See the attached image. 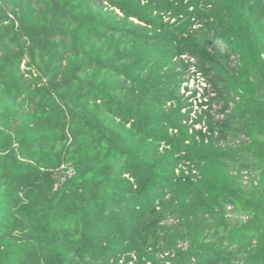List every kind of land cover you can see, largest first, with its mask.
Wrapping results in <instances>:
<instances>
[{
  "label": "trees",
  "instance_id": "16d2710c",
  "mask_svg": "<svg viewBox=\"0 0 264 264\" xmlns=\"http://www.w3.org/2000/svg\"><path fill=\"white\" fill-rule=\"evenodd\" d=\"M0 264H264V0H0Z\"/></svg>",
  "mask_w": 264,
  "mask_h": 264
},
{
  "label": "rangeland",
  "instance_id": "374dc122",
  "mask_svg": "<svg viewBox=\"0 0 264 264\" xmlns=\"http://www.w3.org/2000/svg\"><path fill=\"white\" fill-rule=\"evenodd\" d=\"M22 67H24V64H22ZM192 71V70H190ZM191 75V73H190ZM203 81L201 79V77L198 76V74L195 75H191L188 80L186 82H184L182 84V88H181V92L184 91V95H190L194 90L197 91L196 93V97L199 96V94L201 93L202 90V86H203ZM187 87V90L184 88ZM199 100H196V102H198Z\"/></svg>",
  "mask_w": 264,
  "mask_h": 264
},
{
  "label": "built area",
  "instance_id": "2783aa9c",
  "mask_svg": "<svg viewBox=\"0 0 264 264\" xmlns=\"http://www.w3.org/2000/svg\"><path fill=\"white\" fill-rule=\"evenodd\" d=\"M71 173H72V169L71 168H69L68 170H67V174L68 175H71ZM244 183H246L247 182V179H248V175L246 174V172H244Z\"/></svg>",
  "mask_w": 264,
  "mask_h": 264
}]
</instances>
